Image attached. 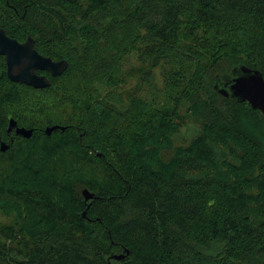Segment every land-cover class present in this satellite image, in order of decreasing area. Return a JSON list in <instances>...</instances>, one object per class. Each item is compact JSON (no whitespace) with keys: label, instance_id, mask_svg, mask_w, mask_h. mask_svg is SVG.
I'll return each mask as SVG.
<instances>
[{"label":"trees","instance_id":"obj_1","mask_svg":"<svg viewBox=\"0 0 264 264\" xmlns=\"http://www.w3.org/2000/svg\"><path fill=\"white\" fill-rule=\"evenodd\" d=\"M0 28L68 62L36 89L0 56V264H264V115L215 88L264 76V0H0Z\"/></svg>","mask_w":264,"mask_h":264},{"label":"water","instance_id":"obj_2","mask_svg":"<svg viewBox=\"0 0 264 264\" xmlns=\"http://www.w3.org/2000/svg\"><path fill=\"white\" fill-rule=\"evenodd\" d=\"M35 40L29 37L25 42L10 37L7 32L0 28V56L6 61L7 77L16 83L43 89L50 86V79L38 71L49 72L53 77L61 75L68 66L66 60L56 61L51 57L41 55L34 47ZM217 91L226 98L239 102H248L253 109L259 110L264 115V76L256 69L240 66L231 73L222 75L215 86ZM16 128L17 134L30 138L32 130L18 127L14 119L10 120L8 133ZM62 127H48L46 133L51 135L53 131ZM8 145L1 143V150L6 151ZM86 201L94 199L95 195L88 190L83 192ZM123 260L125 255L114 257Z\"/></svg>","mask_w":264,"mask_h":264},{"label":"flooded vegetation","instance_id":"obj_3","mask_svg":"<svg viewBox=\"0 0 264 264\" xmlns=\"http://www.w3.org/2000/svg\"><path fill=\"white\" fill-rule=\"evenodd\" d=\"M5 59V58H4ZM5 63H6V61H5ZM6 69H7V66H6ZM38 72H46V71H38ZM49 73V72H48ZM38 74H40V73H38ZM40 75H45V74H40ZM45 76H47V75H45Z\"/></svg>","mask_w":264,"mask_h":264},{"label":"rangeland","instance_id":"obj_4","mask_svg":"<svg viewBox=\"0 0 264 264\" xmlns=\"http://www.w3.org/2000/svg\"><path fill=\"white\" fill-rule=\"evenodd\" d=\"M0 220L3 221V222L5 221V219L4 218H1V217H0Z\"/></svg>","mask_w":264,"mask_h":264}]
</instances>
